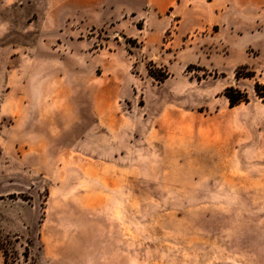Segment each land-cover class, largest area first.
Masks as SVG:
<instances>
[{"label": "rangeland", "instance_id": "1", "mask_svg": "<svg viewBox=\"0 0 264 264\" xmlns=\"http://www.w3.org/2000/svg\"><path fill=\"white\" fill-rule=\"evenodd\" d=\"M82 1L0 0V264H264V36L153 44Z\"/></svg>", "mask_w": 264, "mask_h": 264}, {"label": "crops", "instance_id": "2", "mask_svg": "<svg viewBox=\"0 0 264 264\" xmlns=\"http://www.w3.org/2000/svg\"><path fill=\"white\" fill-rule=\"evenodd\" d=\"M73 14L89 25H109L120 31L142 22L145 30L139 31L146 32L153 44L161 43L170 28V38L177 45L195 41L202 32L211 38L220 34L227 41L253 42L264 36V0H83L81 11ZM76 33L70 30V34ZM114 94L117 92L111 91L110 102Z\"/></svg>", "mask_w": 264, "mask_h": 264}, {"label": "trees", "instance_id": "3", "mask_svg": "<svg viewBox=\"0 0 264 264\" xmlns=\"http://www.w3.org/2000/svg\"><path fill=\"white\" fill-rule=\"evenodd\" d=\"M242 70V69H240ZM237 71L236 73V77L240 78L241 77V71ZM254 74L253 73H246L244 75V77H253ZM254 91L255 94L258 98L260 99H264V84H261L259 82L255 83V87H254ZM223 95L228 99L229 101V105L231 108L236 107L238 105L241 104H247L249 102V98L248 95L246 93H243L242 91H240L239 89L231 86V87H227L223 93Z\"/></svg>", "mask_w": 264, "mask_h": 264}]
</instances>
